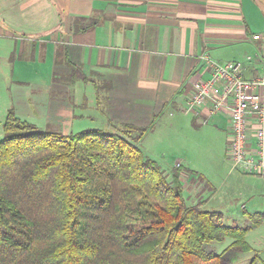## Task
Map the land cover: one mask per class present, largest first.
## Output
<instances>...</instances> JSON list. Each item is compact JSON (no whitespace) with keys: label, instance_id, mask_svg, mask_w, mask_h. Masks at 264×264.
Wrapping results in <instances>:
<instances>
[{"label":"trees","instance_id":"trees-1","mask_svg":"<svg viewBox=\"0 0 264 264\" xmlns=\"http://www.w3.org/2000/svg\"><path fill=\"white\" fill-rule=\"evenodd\" d=\"M64 58V81L85 80ZM3 127L0 264H225L227 256L236 264L253 250L250 227L221 224L200 198L188 204L183 165L169 172L145 154L140 144L153 125L65 134L10 108ZM250 220L261 225L264 213ZM226 239L220 254L205 247Z\"/></svg>","mask_w":264,"mask_h":264},{"label":"crops","instance_id":"crops-1","mask_svg":"<svg viewBox=\"0 0 264 264\" xmlns=\"http://www.w3.org/2000/svg\"><path fill=\"white\" fill-rule=\"evenodd\" d=\"M64 55L85 80H58L71 72ZM203 55L241 62L247 79L264 73V0H0V79L42 130L69 127L76 110L106 129L154 127L209 76Z\"/></svg>","mask_w":264,"mask_h":264},{"label":"rangeland","instance_id":"rangeland-1","mask_svg":"<svg viewBox=\"0 0 264 264\" xmlns=\"http://www.w3.org/2000/svg\"><path fill=\"white\" fill-rule=\"evenodd\" d=\"M66 75L59 74L58 80L64 81L63 77ZM6 81L7 79H0V141L5 137L3 123L8 110L13 106L12 93L16 89L15 84ZM107 87L108 83H104L103 89L107 90ZM181 112L158 117L156 126L141 142V148L148 157L156 160L169 172L178 163L183 165L184 194L189 199V205L200 198L204 202V210L221 215V224L228 227H250L246 240L253 250L244 255L240 254L243 257L236 264H250L253 258V264H264V223L253 226L250 220L256 213H264V177L245 174L235 169L229 160L230 133L227 116L214 117L204 124L201 118ZM76 115L78 116L69 127L57 124L56 121L46 127H55V130L63 133V129H69L70 132L65 134L106 129L101 126V117H93L91 111L88 113L76 110ZM83 115L84 117H80ZM200 175L204 180L198 178ZM231 243L232 240L226 239L220 243L206 244L205 247L220 254ZM236 250L229 252V255L232 257ZM224 263L230 264L229 256Z\"/></svg>","mask_w":264,"mask_h":264},{"label":"built area","instance_id":"built-area-1","mask_svg":"<svg viewBox=\"0 0 264 264\" xmlns=\"http://www.w3.org/2000/svg\"><path fill=\"white\" fill-rule=\"evenodd\" d=\"M202 59L209 76L193 81L183 112L201 118L204 124L227 116L229 160L245 174L264 177V73L247 79L241 62L219 63L206 55Z\"/></svg>","mask_w":264,"mask_h":264}]
</instances>
